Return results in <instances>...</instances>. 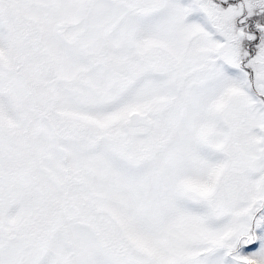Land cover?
<instances>
[{"label":"snow or ice","instance_id":"obj_1","mask_svg":"<svg viewBox=\"0 0 264 264\" xmlns=\"http://www.w3.org/2000/svg\"><path fill=\"white\" fill-rule=\"evenodd\" d=\"M0 264H264V0H0Z\"/></svg>","mask_w":264,"mask_h":264}]
</instances>
